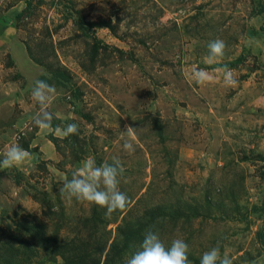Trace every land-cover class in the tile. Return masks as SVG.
<instances>
[{
	"label": "rangeland",
	"instance_id": "374dc122",
	"mask_svg": "<svg viewBox=\"0 0 264 264\" xmlns=\"http://www.w3.org/2000/svg\"><path fill=\"white\" fill-rule=\"evenodd\" d=\"M37 79L77 134L33 123ZM13 144L33 159L0 169V264H126L149 228L191 264H264V0H0V160ZM89 157L121 161L124 210L59 194Z\"/></svg>",
	"mask_w": 264,
	"mask_h": 264
},
{
	"label": "clouds",
	"instance_id": "9594fccd",
	"mask_svg": "<svg viewBox=\"0 0 264 264\" xmlns=\"http://www.w3.org/2000/svg\"><path fill=\"white\" fill-rule=\"evenodd\" d=\"M115 23V19H113ZM227 45L222 39H215L209 42L208 48L210 59L222 58L225 55ZM223 80L226 86L234 87L238 83L233 75V70L224 66ZM193 78L198 84H206L211 81V77L204 70H196ZM50 79V77H49ZM57 94L55 85L48 83L45 79L34 81L31 95L40 105V111L33 116V123L42 130L54 131L61 137L75 135L79 131L76 123H67L64 127L53 126L55 116L48 110L49 104ZM125 134L131 136L135 129L126 126ZM123 148L128 152H134V144L125 141ZM32 153L18 144H13L3 153L0 160V169L21 167L31 163ZM125 173V168L121 161L113 158L111 163L103 162L98 164L94 157L85 159L82 165L72 173L71 178L61 175L58 177L62 187L59 194L68 199L87 201L107 209L106 215H111L118 210H124L130 203L128 195L121 191V177ZM126 264H191L189 260V245L182 238L172 239L169 245L161 239L160 234L149 228L143 236L139 247L131 254ZM200 264H233L228 255H221L219 247H212L205 251Z\"/></svg>",
	"mask_w": 264,
	"mask_h": 264
}]
</instances>
